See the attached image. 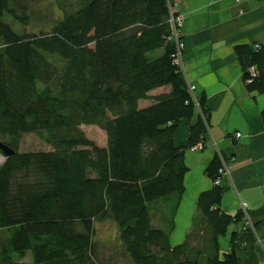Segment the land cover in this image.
Segmentation results:
<instances>
[{"label":"trees","instance_id":"16d2710c","mask_svg":"<svg viewBox=\"0 0 264 264\" xmlns=\"http://www.w3.org/2000/svg\"><path fill=\"white\" fill-rule=\"evenodd\" d=\"M53 1L62 17L33 34L24 28L36 0H0V143L13 152L2 153L0 167V230L8 232L0 264H25L27 254L28 264H98L94 224L105 221L116 226L130 264L264 263L252 231L227 233L243 214L220 210L223 188L214 182L221 156L205 169L212 185L196 201L190 233L203 248L169 238L184 193V153L204 149L208 120L201 99L189 124L195 97L167 40L174 0H78L74 11L68 0ZM235 51L246 89L264 94V47ZM182 125L188 138L177 146ZM82 126L100 129L105 144ZM25 134L49 148L19 152ZM227 235L229 250H220L218 239Z\"/></svg>","mask_w":264,"mask_h":264},{"label":"crops","instance_id":"0c3cea01","mask_svg":"<svg viewBox=\"0 0 264 264\" xmlns=\"http://www.w3.org/2000/svg\"><path fill=\"white\" fill-rule=\"evenodd\" d=\"M172 4L175 14L183 17L180 37L185 46V65L182 75L187 86L195 87L196 116L189 124H194L201 113V99L208 120L204 149L184 153L187 168L184 193L169 238L172 244H183L189 239L197 220V198L212 185L205 169L216 156H221L228 175L221 181L220 210L234 215L240 210V202L247 204L246 217L231 225L227 233L236 232L239 236L241 232L252 231L261 242L257 250L263 260L264 94L246 89L235 50L238 46L264 44V0H239L238 3L235 0H174ZM168 91L167 87L160 88L150 96ZM144 104L148 102H143L142 106ZM237 133L239 138L235 137ZM187 138L188 126L182 125L174 135L175 144L184 146ZM228 235L218 239L220 250H229ZM237 253L244 257L242 252ZM260 264L264 263L260 261Z\"/></svg>","mask_w":264,"mask_h":264},{"label":"rangeland","instance_id":"374dc122","mask_svg":"<svg viewBox=\"0 0 264 264\" xmlns=\"http://www.w3.org/2000/svg\"><path fill=\"white\" fill-rule=\"evenodd\" d=\"M68 11H74L77 6L78 0H68L66 2ZM32 11L35 18L24 28V31L27 33L38 34V32H47L49 29L56 23L61 17L62 12L58 9L53 0H36L33 4ZM15 31L20 33L23 31L18 25L13 26ZM81 130L84 134L92 140L97 145L105 144V134L95 126H82ZM3 144V143H2ZM49 147L43 143L36 135L34 134H25L22 138L18 151L21 153H33L43 151ZM0 167L4 164L6 158L0 151ZM143 221L145 224H151L150 219L143 214ZM176 225V222H175ZM185 228H183L184 230ZM251 232V231H250ZM174 238H178L175 234ZM192 239H187L185 243L189 246L188 248L193 250L202 249L201 240L199 235L194 231L190 233ZM8 238V232L6 230H0V248L5 243ZM119 237L116 226L109 222H96L94 224L93 238L92 243L95 247V254L98 260V264H130L128 257L125 255L121 244L119 243ZM178 240V239H177ZM174 241V240H173ZM256 245H258L257 240L255 239ZM264 257H262L263 259ZM206 257L204 255L199 257V262L203 263ZM25 264L31 262L30 254L26 255V258L23 260ZM262 263V262H261Z\"/></svg>","mask_w":264,"mask_h":264},{"label":"built area","instance_id":"2783aa9c","mask_svg":"<svg viewBox=\"0 0 264 264\" xmlns=\"http://www.w3.org/2000/svg\"><path fill=\"white\" fill-rule=\"evenodd\" d=\"M236 3L239 2V0H235ZM183 23V17L181 15L175 14V12L173 11V7L170 9L169 11V19H168V25H169V34L167 37V40L174 43L175 45V55L173 57V64L174 66H176L178 68V70L182 73L183 67H184V63H185V59L183 56V51H184V43L182 41V38L180 37V28L182 26ZM261 47H264V44H255L253 46L254 50H258ZM249 74L252 76L254 75V69L251 68L249 69ZM188 88V92L191 94L194 91V86H187ZM192 95V94H191ZM193 102L195 104V100L193 98ZM264 129V128H263ZM236 138L240 137V134H235ZM202 149L200 144L195 145L193 148H191V151H200ZM228 175V170L226 167V163L222 162V166L221 168L218 170V178L216 179V181L214 182V185H219L221 180L226 177ZM246 208H247V204L244 202H240L239 204V209L241 211V213L243 214V216L246 217ZM258 244H261V242L256 239Z\"/></svg>","mask_w":264,"mask_h":264},{"label":"water","instance_id":"95a60500","mask_svg":"<svg viewBox=\"0 0 264 264\" xmlns=\"http://www.w3.org/2000/svg\"><path fill=\"white\" fill-rule=\"evenodd\" d=\"M0 151L5 155V157H9L13 153L12 150H10L2 143H0Z\"/></svg>","mask_w":264,"mask_h":264},{"label":"bare ground","instance_id":"6f19581e","mask_svg":"<svg viewBox=\"0 0 264 264\" xmlns=\"http://www.w3.org/2000/svg\"><path fill=\"white\" fill-rule=\"evenodd\" d=\"M0 161H2V159L0 158Z\"/></svg>","mask_w":264,"mask_h":264},{"label":"clouds","instance_id":"9594fccd","mask_svg":"<svg viewBox=\"0 0 264 264\" xmlns=\"http://www.w3.org/2000/svg\"><path fill=\"white\" fill-rule=\"evenodd\" d=\"M253 48V47H252Z\"/></svg>","mask_w":264,"mask_h":264}]
</instances>
